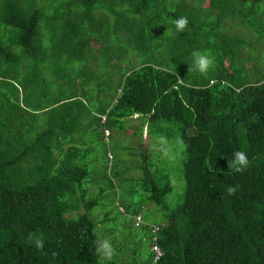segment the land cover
I'll use <instances>...</instances> for the list:
<instances>
[{"label":"trees","instance_id":"1","mask_svg":"<svg viewBox=\"0 0 264 264\" xmlns=\"http://www.w3.org/2000/svg\"><path fill=\"white\" fill-rule=\"evenodd\" d=\"M35 2L0 0V25L7 31L1 56L20 61L21 56L12 51L17 45L24 58L43 56L46 40L52 45L59 41L60 50L72 53L78 41L90 43L89 33L101 28L102 40L112 39L113 32L124 34L138 56L147 59L123 78L121 94L106 110V124L139 114L152 123L164 120L178 125L185 145L182 203L174 210L167 206L165 197L173 189L167 176L163 183L153 176L143 182L148 200L159 205L168 220L164 226L152 227L151 246L157 244L162 251L154 264H264V78L251 81L241 76L237 62L242 40L233 39H238L239 22L264 33V0H209L199 13L208 16L218 11L211 27L194 14L197 8L181 0H67L64 4L59 0L50 18ZM197 3L201 7L203 1ZM181 5L191 13L176 12ZM180 17L188 19L177 47L185 66L194 50L222 51L215 61L218 72L194 83L153 59L161 43L159 35L166 40L168 27L175 29L174 21ZM228 17L229 26L224 20ZM97 19L103 21L101 27ZM234 27L239 30L227 33ZM88 53L79 57L85 59ZM53 134L47 129L40 141L22 148L20 136L10 138L0 128V264H107L96 251L99 235L89 212L98 200L87 199L88 191L82 187L90 172L77 162L81 149L60 145V159L56 144L47 142ZM237 150L245 152L250 162L242 173L228 165ZM76 185L81 187L86 211L69 219L65 199ZM230 186L237 189L234 195L228 194ZM32 233L44 240L43 249L29 242ZM151 246L143 264L155 260Z\"/></svg>","mask_w":264,"mask_h":264},{"label":"rangeland","instance_id":"2","mask_svg":"<svg viewBox=\"0 0 264 264\" xmlns=\"http://www.w3.org/2000/svg\"><path fill=\"white\" fill-rule=\"evenodd\" d=\"M66 1L62 0L63 4ZM198 1H203L201 7ZM208 1L181 0L183 4L197 8L195 11L198 13H194L197 16L200 15L199 9L206 7ZM35 3L48 18L60 5L59 0H37ZM178 11L183 14L190 12L187 6L182 5ZM214 11L208 16L204 12L200 15L206 19V27L215 24L218 11ZM231 19H224L228 26ZM96 23L101 27L103 21L97 19ZM243 25L239 22L237 36L230 35L238 37L234 40H242L237 66L241 76L248 80L264 78V33ZM189 28L193 33L194 28L191 25ZM237 30L239 28L234 27L227 33L234 34ZM6 32L0 25V54L2 47L6 46L3 42L7 38ZM102 32V28L90 32L92 41L87 44L78 41L72 53L60 50L59 41L52 45L46 40L43 56L24 58L18 45L13 46L12 51L21 56L20 61H10L0 55V128L10 138L20 136L22 148L32 141H40L38 137L43 131L53 129L54 134L47 142L56 144L55 154L57 151L60 159L63 157L58 149L60 145L80 148L77 162L86 165L90 172L82 187L88 191L87 199L98 200L89 212L96 224L98 240L108 239L115 248L112 259H102L103 263L143 264L150 255L153 225L164 226L168 222L166 212L148 200L149 193L143 188V182L153 176L163 183L167 176L173 189L166 195L165 202L170 210L177 208L184 199L186 188L183 175L185 145L174 122L152 123L148 117L139 115L114 120L110 124L100 120L99 117L108 114L121 94V83L127 72L141 66L147 59L138 56L133 43L126 40L124 34L115 36L113 32L112 39L102 40ZM179 33L176 27H168L166 40L159 35L161 43L153 57L154 62L177 74H180L179 70L181 78L187 77L189 83L217 73L215 61L222 51L213 52L211 48L198 51L209 54L214 64L207 74L190 70L194 67V58L186 66L181 61V52L177 48L181 38ZM189 35L193 40L194 35ZM171 38L177 41L174 43ZM81 45L84 46L83 51L89 50L85 59L79 57L83 52L80 51ZM118 51H122V55ZM178 57L179 62H176ZM226 63H229V58ZM103 111L106 113L101 114ZM105 129H108V134ZM38 144L40 147L43 141ZM65 202V216L69 219H76L86 211L79 185ZM137 213L143 218L139 225L135 221Z\"/></svg>","mask_w":264,"mask_h":264},{"label":"clouds","instance_id":"3","mask_svg":"<svg viewBox=\"0 0 264 264\" xmlns=\"http://www.w3.org/2000/svg\"><path fill=\"white\" fill-rule=\"evenodd\" d=\"M174 23L177 31L182 32L187 28L188 19L187 17H180L179 19H176ZM192 56L194 58V67L191 68L190 70H196L202 74H207L214 64V60L210 57V55L197 51V52H193ZM121 91L122 89H120V93ZM103 116H106L108 119V115H103ZM100 118L101 121L103 122L102 117ZM106 122L107 121L103 123L105 124ZM233 157L234 159L228 162L230 169H234L235 172L242 173L249 167L250 162L245 152L237 150L233 153ZM236 190L237 189L235 186H230L227 189L229 195H234ZM29 242L30 243L34 242V245L37 249L44 248V240L40 239L39 237H36L35 233L30 234ZM96 251L98 254H100L103 258L107 260H111L112 257L115 255V248L108 239L98 240Z\"/></svg>","mask_w":264,"mask_h":264},{"label":"built area","instance_id":"4","mask_svg":"<svg viewBox=\"0 0 264 264\" xmlns=\"http://www.w3.org/2000/svg\"><path fill=\"white\" fill-rule=\"evenodd\" d=\"M102 120H103V122H105V121H106V116H103V117H102ZM105 132H106L107 134L109 133V131H108L107 129H106ZM141 220H142L141 215L136 216V224H137V225L141 223ZM157 229H158V228L155 227L154 232H156ZM152 249H153L154 252H156L155 260H154V262L152 263V264H154V263L158 260V258L161 256L162 251H161L160 247H159L157 244H153Z\"/></svg>","mask_w":264,"mask_h":264},{"label":"crops","instance_id":"5","mask_svg":"<svg viewBox=\"0 0 264 264\" xmlns=\"http://www.w3.org/2000/svg\"><path fill=\"white\" fill-rule=\"evenodd\" d=\"M137 115H139V114H135L133 117H135V116H137ZM140 215V214H139ZM136 216H138V215H136ZM135 217V216H134ZM135 219H136V217H135Z\"/></svg>","mask_w":264,"mask_h":264}]
</instances>
